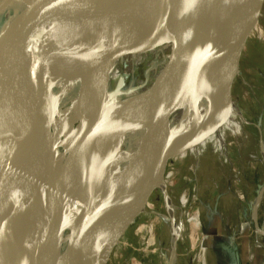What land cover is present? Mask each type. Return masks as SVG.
Segmentation results:
<instances>
[{
	"label": "bare ground",
	"instance_id": "obj_1",
	"mask_svg": "<svg viewBox=\"0 0 264 264\" xmlns=\"http://www.w3.org/2000/svg\"><path fill=\"white\" fill-rule=\"evenodd\" d=\"M163 1L125 0L117 17L95 36L93 47L80 48V51L66 56L55 66L54 73L34 91L47 92L49 99L54 101L53 137L56 142L52 162L37 168L46 156V147L36 156L33 165H27L30 169L25 171L22 178L24 186L19 191L20 206L17 212L18 216L22 215V222L36 218L47 229L52 211L61 200L67 198L66 193L71 190L75 180L86 178L92 172L91 181L97 183L98 187L106 188L111 182L110 192L115 193V199L123 191L135 194L137 183L133 181L141 158L158 160L161 157L159 150L170 151L175 148L173 144L179 134L185 135L179 158L190 160L194 170L210 154L217 153L219 159L227 162V135L241 136L245 123L233 99L229 109H226L225 91L229 74L212 77L199 87L195 86L194 81L206 68L209 57L228 47L236 21V10L226 11L213 22L199 23L185 38L176 66L178 87H174L169 95L165 93L163 100L155 102L167 111L159 124L156 138L155 123H138L118 108L113 127L108 121L92 127L85 135L93 139L85 145L78 146L71 136L61 132L64 124L76 122L88 112L94 95L101 96L106 103L133 104L137 114L148 117L144 111L146 104L155 100L159 90L168 83L172 47L170 37L162 36L158 46L130 53L132 70L126 79L122 75L127 54L116 53L137 45L139 36L156 21ZM31 5L32 0H0V34H4ZM92 114L96 116L97 112ZM101 149L103 153L99 154ZM116 149H119V153L112 155L110 152ZM261 153L264 157L262 147ZM106 176L110 178L108 183L105 182ZM166 184L165 177L160 175L152 184L150 193L159 190L165 194ZM165 198L175 243L180 232L167 194ZM107 204L108 199L95 205L71 192L61 214L60 264H84L81 256H78V237L86 226L94 230ZM147 211L148 204L138 214ZM257 233V238L263 235ZM250 251L248 260L252 262L253 250ZM14 254L18 264H43L37 255H28L19 247ZM104 254V251L100 252L93 264H101Z\"/></svg>",
	"mask_w": 264,
	"mask_h": 264
},
{
	"label": "water",
	"instance_id": "obj_2",
	"mask_svg": "<svg viewBox=\"0 0 264 264\" xmlns=\"http://www.w3.org/2000/svg\"><path fill=\"white\" fill-rule=\"evenodd\" d=\"M124 1L32 0V5L4 34H0V264H18L14 254L18 247L28 255H37L43 264H60L61 214L71 192L95 205L108 199L107 208L94 230L86 226L78 237L81 262L93 264L95 257L106 250H112L113 255L123 236L144 214L138 212L155 193H150L152 184L160 175L165 177L169 163L180 155L178 148H173L170 151L159 150L161 157L158 160L142 157L133 181L137 183L135 194L123 191L117 199L115 193L110 192L111 182L106 188H100L91 181L93 172L86 178L75 180L71 190L66 193L67 198L61 200L52 211L47 229L41 220L32 218L22 222V215H17L19 191L24 186L22 178L25 171L30 169L28 163L33 165L36 156L46 147V156L37 168L52 162L56 142L53 137L54 101L49 99L47 92L34 91L54 73L55 66L66 56L80 51V48L91 49L95 36L117 17ZM163 2L156 21L139 36L137 45L123 48L116 54L145 51L158 46L162 36L170 37L172 47L166 89L159 90L155 100L146 104L144 111L148 117L145 118L135 112L133 104L106 103L101 96L94 95L88 112L82 114L78 121L64 124L61 129L62 134L71 136L78 146L93 139L85 135L92 127L104 121L113 127L117 108L138 123H155L156 138L159 124L167 111L155 102L163 100L165 93L169 95L174 87H178L176 66L185 38L199 23L213 22L226 11L236 10L228 47L210 56L206 68L194 81L195 86L199 87L212 77L228 73L226 109L231 106V83L240 73L241 60L261 17L264 0ZM94 112H97L96 116H93ZM260 146L264 149L263 141ZM100 153H103V149ZM110 153L116 155L119 149ZM259 233L264 235V232ZM236 261L238 264V254Z\"/></svg>",
	"mask_w": 264,
	"mask_h": 264
},
{
	"label": "rangeland",
	"instance_id": "obj_3",
	"mask_svg": "<svg viewBox=\"0 0 264 264\" xmlns=\"http://www.w3.org/2000/svg\"><path fill=\"white\" fill-rule=\"evenodd\" d=\"M131 64L128 53L123 79L131 74ZM231 84L245 123L241 136L227 135V162L217 153L205 156L197 170L184 157L171 161L165 172L166 193L152 192L148 211L137 218L113 255L104 251L101 264H237V254L238 264H264V235L257 238V232H264V157L257 130L264 115V6ZM184 136L179 134L173 144L179 152ZM109 180L106 176L105 182ZM166 194L180 232L175 243ZM248 245L255 254L251 263Z\"/></svg>",
	"mask_w": 264,
	"mask_h": 264
},
{
	"label": "crops",
	"instance_id": "obj_4",
	"mask_svg": "<svg viewBox=\"0 0 264 264\" xmlns=\"http://www.w3.org/2000/svg\"><path fill=\"white\" fill-rule=\"evenodd\" d=\"M260 73H262V72H260ZM264 115L262 114L261 116H260V118H259V121H258V128H257V130H258V133H259V141L261 140V142L263 141L264 142ZM260 142V143H261ZM246 248L245 249H247L248 250V253H249V251L251 250L252 251V246L251 245H248V246H245ZM250 251V252H251ZM244 254V253H243ZM243 256H245V255H242V257ZM254 256H255V254H253V259H254ZM243 260V259H242ZM250 262V261H249ZM251 263V262H250Z\"/></svg>",
	"mask_w": 264,
	"mask_h": 264
},
{
	"label": "built area",
	"instance_id": "obj_5",
	"mask_svg": "<svg viewBox=\"0 0 264 264\" xmlns=\"http://www.w3.org/2000/svg\"><path fill=\"white\" fill-rule=\"evenodd\" d=\"M261 147V146H260Z\"/></svg>",
	"mask_w": 264,
	"mask_h": 264
}]
</instances>
